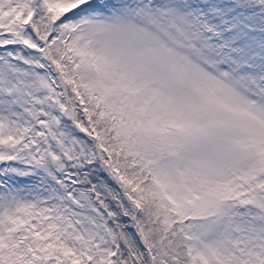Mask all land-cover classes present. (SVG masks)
<instances>
[{"label": "snow or ice", "instance_id": "obj_1", "mask_svg": "<svg viewBox=\"0 0 264 264\" xmlns=\"http://www.w3.org/2000/svg\"><path fill=\"white\" fill-rule=\"evenodd\" d=\"M0 264H264V0H0Z\"/></svg>", "mask_w": 264, "mask_h": 264}]
</instances>
